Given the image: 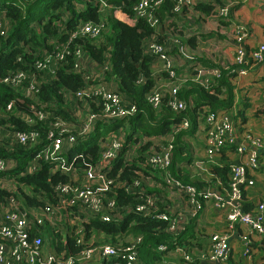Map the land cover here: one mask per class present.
<instances>
[{
  "label": "trees",
  "instance_id": "1",
  "mask_svg": "<svg viewBox=\"0 0 264 264\" xmlns=\"http://www.w3.org/2000/svg\"><path fill=\"white\" fill-rule=\"evenodd\" d=\"M106 1L117 9L114 13L113 10L107 14L100 13L94 0H0V14L4 18L3 21L0 19V79L11 72L23 71L28 78L35 77L38 89L34 95L26 96L27 80L17 87L0 81V159L7 165L0 172V205L11 211L10 198L19 210H40L62 204L67 195L56 186L73 182L74 177L78 184H90L84 178L86 164L99 166L103 149L101 142L118 138L121 146L116 157L102 169L113 180L103 193L105 205L114 201V207L106 211L112 218L103 221L98 214L85 212L77 203L67 208L71 217L78 218L76 223L66 225L43 221L36 224L29 221L31 235L43 234L45 244L59 258H75L81 249L89 246L110 244L123 247L136 238H140L137 264H159L162 258L158 250L160 244L167 245V249L179 246L187 251L199 250L205 245L206 250L210 235L205 238V243L199 241L201 233L196 229L206 204L202 191L213 187L221 191L227 187L232 162L214 166L213 177L209 180L197 178L190 167L193 159L186 138L198 129L207 109L227 110L230 107L232 98L220 96L221 86L228 84L229 70L214 66L220 70V75L209 84L193 80L183 83L178 91V96L186 102L183 111H174L167 106V91L162 105L154 108L146 100V94L155 86L152 65L158 59L148 46L155 43L167 49V53H176L179 43L172 40L178 39L175 33L181 29H177L173 18L183 11V7L191 8L183 0H161L158 5L147 9L156 20V25H153L147 17H135L134 7L140 0ZM177 6L180 8L176 10ZM192 6L208 9L207 12L211 9L203 3ZM118 10L126 20L117 17ZM214 12L218 15V11ZM86 21L102 22L99 36H77L71 41L70 49L80 46L87 61L91 62L89 67L93 72L88 70L89 67L85 68L86 62L76 70L72 54L54 65L53 71L35 68V63L51 52L55 43H65L77 26ZM179 42L192 47L195 37L186 36ZM191 62L201 64L199 59ZM91 84L105 85L119 95L123 104H134L136 113L124 118L97 119L89 132L78 135L86 115L101 108L99 98L76 96L77 91ZM36 111L44 116L39 119ZM184 118L188 120V126L175 131ZM58 119L70 123L76 135L69 144L66 136H62L59 155L66 164L73 163L68 171L60 167L59 161L43 157L33 160L48 146V131L58 133L53 126ZM19 130H36L39 137L34 142L20 144L15 137ZM171 136V162L166 170L183 185L194 186L200 192L197 198L202 202L197 214L184 213L178 221L179 227L174 230H169L167 220L157 217L161 213H170L173 207L176 209L167 195L169 191L163 180L165 170L152 167L148 162L149 154L153 150L160 151ZM134 149L133 154L130 151ZM260 157L259 154V160ZM7 180L11 181L9 185ZM245 190L242 191L243 210L253 212L257 205L246 201ZM182 195L186 198L184 192ZM148 199H152L153 205L148 204ZM141 204L146 205L147 213L136 210ZM77 229H80V234H76ZM78 237L81 243H77ZM107 258V264L116 261ZM193 264L202 263L196 260Z\"/></svg>",
  "mask_w": 264,
  "mask_h": 264
},
{
  "label": "built area",
  "instance_id": "2",
  "mask_svg": "<svg viewBox=\"0 0 264 264\" xmlns=\"http://www.w3.org/2000/svg\"><path fill=\"white\" fill-rule=\"evenodd\" d=\"M98 5V11L102 14H107L111 10H115L106 0H94ZM161 0H140L134 7L135 17H147L153 25H156V20L152 18L151 13L147 9L151 5H158ZM182 0H179L181 2ZM188 2L189 0H183ZM180 7H176L177 10ZM230 11L229 6L218 9V16H227ZM102 27V22L93 23L86 21L80 23L77 28L70 34L65 43H55L54 48L46 56L35 63L37 70L48 69L53 71V66L61 62L66 56L72 54L75 57L74 68L78 70L83 62L87 61L86 54L81 50L80 46H75L70 49L71 41L77 36H88L96 38L99 36ZM3 33V32H1ZM235 40V54L233 64L236 65V72L238 74H245L248 66V54L244 47V40L248 36V30L245 25L237 24L233 29ZM149 50L157 55V59L163 63V70L167 74V83L162 85H155L147 94L146 100L154 108H159L163 103L164 92L169 93V98L166 102L174 111H183L186 108V102L178 96V91L181 85L189 80L198 81L202 84H209L214 78L219 77L220 70L217 67H205L203 65H196L192 60L195 59V54L189 53L185 47H180V56L184 61H187L191 69L188 72L180 75L176 72L173 60L167 53V49L161 45L151 43L148 46ZM250 57L253 63H261L264 61V44H260L250 52ZM228 68V67H224ZM88 78V74L85 75ZM24 80L25 95L32 96L37 92V82L35 77H30L23 72H11L0 81L3 83L12 84L14 87L19 86ZM77 97H96L101 101V108L98 112H92L86 115L82 120L80 131L78 135H84L89 132L97 119H115L124 118L133 115L137 111L134 104L125 105L121 102L118 94L108 89L102 84H91L83 90L76 92ZM10 105L7 107L9 108ZM264 112V104H263ZM39 119L44 115L40 111L35 112ZM32 122V119L29 118ZM54 129L58 130L56 134L54 130L48 131L50 142L48 146L35 155L59 161L60 167L68 171L72 169L73 163L66 164L65 159L59 155L62 147V136H66L67 143H72L76 135L73 134V126L61 119L54 122ZM188 126V120L182 119L175 131ZM205 135V151L207 155L219 154L224 147L234 146V153L239 158V163H232L230 179L228 186L223 187L221 191H212L205 189L202 191L204 201H213L215 206L226 210L227 227L224 231H216L210 234V244L205 251H187L183 247H176L175 249H167V245L160 244L158 250L162 254L159 264H193L196 260L202 264H224L230 255L229 238L230 231L236 224H244L250 227L260 236L264 237V194L261 196L257 206L253 212H246L243 210V189L254 184L252 173L259 168V150L262 142L258 138L250 135L245 136V140L238 141L234 130V125L230 119L228 110H209L207 109L203 121L200 126ZM16 140L20 144L27 142H34L39 137L36 130H19L15 132ZM169 141L163 145L160 151L153 150L148 156V162L152 167L165 170L163 180L170 192H175L186 195V205L176 209H170V213H161L157 217L167 220L169 230H174L179 227L178 221L181 220L184 213H190L191 216L197 214L202 208V202L197 198L200 192L192 185H183L180 180L174 178L166 169L171 162L172 144ZM246 139L250 144L246 143ZM101 161L99 166L86 164L87 168L84 171V178L90 181V184H78L74 177L73 182L61 183L56 186L58 190L65 193L67 198H64L62 204L56 206H46L40 210H19L13 198L8 202L13 206L11 211L6 210L5 207H0V264H107V259L116 260L113 264H137V245L140 238H136L123 247H114L110 244H101L98 246H89L83 248L79 254L74 258L65 257L59 258L56 253L50 250L44 241V235L32 236L29 226L32 225L29 221L36 224H42L43 221L51 223L57 222L60 224L73 225L78 220L77 217H71V212H68V206H74L80 203L85 212L98 214L103 221H109L112 217L106 214L107 210L114 207V201H108L105 205L103 201V193L107 191L113 180L109 178L102 169L109 161L114 159L121 146V140L118 138H110L101 142ZM76 157H74L75 159ZM5 161L0 159V172L6 169ZM31 167L29 168V170ZM149 183L151 181L147 179ZM148 204L153 205L152 199H148ZM137 211H145L148 208L145 204L138 205ZM76 234H80V229L76 230ZM81 237V236H80ZM78 237L77 243H81V238ZM242 239L245 241L247 247L249 238L243 235ZM177 254L175 258L170 257V253Z\"/></svg>",
  "mask_w": 264,
  "mask_h": 264
},
{
  "label": "crops",
  "instance_id": "3",
  "mask_svg": "<svg viewBox=\"0 0 264 264\" xmlns=\"http://www.w3.org/2000/svg\"><path fill=\"white\" fill-rule=\"evenodd\" d=\"M196 3H203L211 9H200L192 6ZM186 5L191 8L183 7L173 18L177 29L181 32L175 33L177 40H172L180 47L192 54H195L194 60H201L205 67L220 66L228 67L230 74L228 84L221 86V98L230 96L232 102L227 109L232 114V122L238 141L245 140L246 135L258 138L262 142L259 150L261 155L259 168L252 173L254 184L248 187L246 191V201L255 205L264 194V61L253 63L250 52L264 43V0H189ZM229 6L230 12L226 18H219L215 14L219 8ZM117 17L126 20L124 14L116 11ZM243 24L248 29V36L244 40V47L248 54V66L245 74L236 72V65L233 64L235 54V40L233 38V29L235 25ZM162 29V28H161ZM170 29V28H166ZM168 34V32L166 31ZM173 36V34H171ZM186 36H194V46L182 45L179 41L185 40ZM178 49V50H179ZM176 53H170L176 72L182 75L188 72L191 67L187 61L180 56V50ZM91 66V62H86L85 66ZM162 62L156 60L152 65L155 85L166 84L167 74L160 69ZM231 67V68H230ZM191 135H188L186 141L189 143V151L193 159L190 167L192 173L197 178L209 180L213 177L212 169L216 165L226 162H235L239 156L234 153V146L224 147L219 154L207 155L205 151V135L200 128ZM246 143L250 142L246 139ZM213 186V185H212ZM216 191V188H211ZM227 227L226 210L215 206L213 201H208L197 220V232L201 233L200 240L213 232L224 231ZM243 235L249 238L248 247L242 239ZM203 238V239H202ZM208 241V240H207ZM251 243V247H250ZM230 258L227 264H264V237L250 230L247 225L236 224L230 231L229 238ZM202 249L193 250L194 253L204 251ZM177 254L173 251L170 257L173 259ZM177 259V258H175Z\"/></svg>",
  "mask_w": 264,
  "mask_h": 264
},
{
  "label": "rangeland",
  "instance_id": "4",
  "mask_svg": "<svg viewBox=\"0 0 264 264\" xmlns=\"http://www.w3.org/2000/svg\"><path fill=\"white\" fill-rule=\"evenodd\" d=\"M0 19L3 21L4 20V18L1 16V14H0ZM246 29H248L247 27H246ZM249 30V29H248ZM233 38H234V33H233ZM262 44H264V43H262ZM85 68H87V65L85 66ZM160 69H163V63H162V66L160 67ZM90 72H93L92 71V67H89V69H88ZM229 116H230V119L232 120V114L231 113H229ZM136 146V145H135ZM131 153L133 152V154L135 153V149H134V151H130ZM129 155H130V153H129ZM127 158H128V155H127ZM130 158V157H129ZM10 180H7V185H9L10 184ZM167 195H168V197H169V199H170V201L177 207V209L179 208V206L178 205H180V207H182L183 205H186L185 204V201H186V198L184 197V195H182V194H179V193H175V192H168L167 193ZM186 208H188L187 207V205H186ZM250 228V227H249ZM250 230L252 231V229L250 228ZM46 245V244H45ZM47 246V245H46Z\"/></svg>",
  "mask_w": 264,
  "mask_h": 264
},
{
  "label": "water",
  "instance_id": "5",
  "mask_svg": "<svg viewBox=\"0 0 264 264\" xmlns=\"http://www.w3.org/2000/svg\"><path fill=\"white\" fill-rule=\"evenodd\" d=\"M234 163H239V161H238V160H236Z\"/></svg>",
  "mask_w": 264,
  "mask_h": 264
}]
</instances>
